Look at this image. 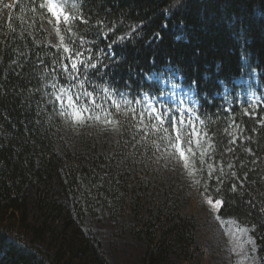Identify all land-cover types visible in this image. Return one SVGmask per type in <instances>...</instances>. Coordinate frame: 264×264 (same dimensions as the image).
<instances>
[{"label":"trees","instance_id":"trees-1","mask_svg":"<svg viewBox=\"0 0 264 264\" xmlns=\"http://www.w3.org/2000/svg\"><path fill=\"white\" fill-rule=\"evenodd\" d=\"M45 1L0 0V264H110L84 229L105 192L133 213V231L146 243L141 264H164L175 251L184 264L204 263L192 216L166 209L158 196L146 216L145 197L132 199L128 170L152 152L156 134L194 147L197 120L172 124L162 112L172 81L198 103L216 167L204 172L201 190L221 201V218L251 228L264 264V92L249 111L236 97L247 78L264 87V0H52L61 10L59 23L51 12L59 47L25 27L44 14ZM48 85L63 88L85 115L118 123L111 155L57 145L41 113ZM148 97L154 118L142 128Z\"/></svg>","mask_w":264,"mask_h":264},{"label":"rangeland","instance_id":"rangeland-1","mask_svg":"<svg viewBox=\"0 0 264 264\" xmlns=\"http://www.w3.org/2000/svg\"><path fill=\"white\" fill-rule=\"evenodd\" d=\"M48 3L46 0L43 4L44 14L37 19L25 20L26 30L37 41L43 38L53 46H63L62 32L48 10ZM164 89L167 91L160 101L168 123L175 124L184 117L197 120L193 126L194 147L184 150L168 133L156 134L157 137L151 139L152 152L143 155L139 164L128 170L134 178L132 199L138 202L135 199L137 195L145 197L143 210L146 216L155 213L154 196L160 198L166 209L178 205L184 215L192 216L197 225L196 235L206 251L203 264H260L251 228L241 226L233 219L221 218L219 204L200 188L204 172L211 176L216 167L206 157L208 146L204 144L200 121L195 113L198 103L193 94L176 81L165 84ZM263 92L261 83L256 77H251L239 82L236 97L239 104L249 111L257 108ZM68 97L63 88L54 85H48L41 97V113L53 140L58 146L64 143L73 151L91 146L99 154L111 155L118 141V123L109 118L85 115ZM155 104L156 100L147 98L142 128L153 120ZM181 151L185 153L183 158ZM142 180L149 184H142ZM110 194L102 193L95 207L96 214H88L84 229L99 239L110 264H141L146 243L133 231L135 217L120 207L118 198H112ZM33 211L35 214L38 212L35 206ZM183 261L180 251H175L164 264H184Z\"/></svg>","mask_w":264,"mask_h":264},{"label":"snow or ice","instance_id":"snow-or-ice-1","mask_svg":"<svg viewBox=\"0 0 264 264\" xmlns=\"http://www.w3.org/2000/svg\"><path fill=\"white\" fill-rule=\"evenodd\" d=\"M5 7H9V5H5ZM47 7H48V10L50 12H52L54 15H56L57 17V22L59 23L60 22V19H61V10L58 8V6L52 2V0H49V3L47 4ZM63 20L66 22L69 20V16L68 15H63ZM91 67H95V65H90ZM73 68H76V65L73 64ZM87 95V93H86ZM69 101H72L73 100V97H68ZM127 103V101H125ZM77 115H82V113H77ZM180 155L181 157L183 158L185 153L183 151L180 152ZM209 203H211V201H209ZM221 201L217 200L216 201V204H220Z\"/></svg>","mask_w":264,"mask_h":264}]
</instances>
